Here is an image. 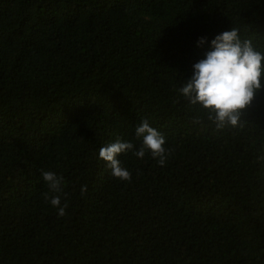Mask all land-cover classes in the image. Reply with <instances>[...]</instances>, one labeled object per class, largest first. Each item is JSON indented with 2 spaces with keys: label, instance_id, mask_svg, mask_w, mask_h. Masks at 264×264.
<instances>
[{
  "label": "trees",
  "instance_id": "trees-1",
  "mask_svg": "<svg viewBox=\"0 0 264 264\" xmlns=\"http://www.w3.org/2000/svg\"><path fill=\"white\" fill-rule=\"evenodd\" d=\"M231 28L264 53V0H0V264H264V86L223 129L178 91ZM143 118L172 154L121 181Z\"/></svg>",
  "mask_w": 264,
  "mask_h": 264
},
{
  "label": "clouds",
  "instance_id": "clouds-1",
  "mask_svg": "<svg viewBox=\"0 0 264 264\" xmlns=\"http://www.w3.org/2000/svg\"><path fill=\"white\" fill-rule=\"evenodd\" d=\"M204 37L198 39L201 45ZM211 50L205 57L193 65L191 77L179 87V93L190 104H199L207 110L208 119L217 129L226 126L236 127L240 123L243 111L250 106L257 92L264 86V53L256 51L250 40H241L236 28L223 31L211 40ZM137 139L142 138L139 148L132 141L121 140L117 137L112 143L106 144L99 150V158L106 162L114 178L131 182L132 173L121 166L117 158L122 153L132 152L135 157L143 159L146 150L156 163L164 167L172 154V149L166 148V138L156 128L150 126L149 120L143 118L135 128ZM43 180L47 183L49 192L43 193L45 201L57 209L58 217L66 215L67 199L61 205L63 192V177L53 171L42 170ZM87 186L82 185L83 195ZM56 193V195H49Z\"/></svg>",
  "mask_w": 264,
  "mask_h": 264
}]
</instances>
